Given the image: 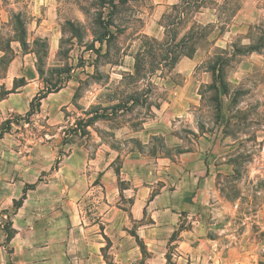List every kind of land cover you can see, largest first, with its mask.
Masks as SVG:
<instances>
[{"label": "rangeland", "instance_id": "obj_1", "mask_svg": "<svg viewBox=\"0 0 264 264\" xmlns=\"http://www.w3.org/2000/svg\"><path fill=\"white\" fill-rule=\"evenodd\" d=\"M110 2L0 0V127L13 121L0 136V264H42L49 255L85 264L75 254L98 235L91 225L105 170L118 173L136 147L149 162L169 155L176 141L165 102L190 79L196 103L183 111L179 134L205 120L213 129L224 110L208 147L214 186L181 237L190 247L168 240L154 259L134 234L117 232V248L107 242L94 264H264V0ZM191 56L194 69L176 67ZM64 79L26 115L35 96ZM118 103L128 109L113 114ZM154 129L166 138L149 135ZM217 137L226 140L217 146Z\"/></svg>", "mask_w": 264, "mask_h": 264}, {"label": "crops", "instance_id": "obj_2", "mask_svg": "<svg viewBox=\"0 0 264 264\" xmlns=\"http://www.w3.org/2000/svg\"><path fill=\"white\" fill-rule=\"evenodd\" d=\"M185 60L188 62L180 60L176 67L182 65L194 69L197 66L196 56L185 57ZM197 89V82L190 79L183 85L175 86L169 101L165 102L170 110L169 119L174 124L172 130L174 132H171L169 136L176 141L169 155L152 157L153 159L149 162L144 159V153L136 147L126 155L118 173H115L113 166L109 164L100 186L103 191V201L96 213L99 221L91 225L98 226V235L95 233L88 236V243L83 247L85 254L82 257L80 253L75 254L77 260L84 261L85 264H94L96 254L101 252L107 242L109 249L117 248L112 245V237L117 232L131 237V234H134L133 236L143 243V247L153 253L151 257L154 259L160 256L162 250L164 255L168 240L169 245H176V250L184 246L190 247V242L181 240V237L191 233L192 226L196 223L193 218L197 214L196 200L205 203L208 200L209 188L214 186V177L211 176V171L209 172L211 163L207 155L211 142L217 136L224 114L223 109L216 112L215 117L218 123L214 124L213 129L206 120L201 122L204 127L201 126V129H198L192 124L191 118H186V121L191 122L192 125L187 128L186 133L179 134L176 130L177 124L182 122L180 119L183 111L195 105L193 96ZM186 116L191 115L187 113ZM158 129L151 130L149 135L152 137L161 135L166 138L167 134ZM225 140V137L219 139L217 137L216 145L220 146ZM164 143L166 145L167 139ZM214 161L213 166L217 169L218 166L214 164ZM199 216L203 218L202 215ZM182 219L188 220L186 224L190 227L186 228L184 225L183 230L179 232ZM84 226L89 227L86 224ZM130 230L133 233H130ZM176 231L179 232L180 239L171 241L170 238ZM97 236L104 243L98 242ZM15 237H20L24 244L27 241V236L18 231ZM51 248L53 247L45 245L41 249L48 251ZM138 248L141 247L136 243V247L131 251H136ZM118 251H122L121 248ZM120 258L123 257L120 256ZM43 259L45 260H42V264H58L53 256L49 255ZM116 262L121 264L123 261Z\"/></svg>", "mask_w": 264, "mask_h": 264}, {"label": "trees", "instance_id": "obj_3", "mask_svg": "<svg viewBox=\"0 0 264 264\" xmlns=\"http://www.w3.org/2000/svg\"><path fill=\"white\" fill-rule=\"evenodd\" d=\"M115 1H118L119 3H125L128 0H111L109 5H111V7H113ZM20 43H21V45L25 46V41H21ZM55 73L68 75L69 71L61 70V69L58 68V69H55ZM64 82H65V79H64V81L58 82L57 85L53 86L52 88L46 87V91L47 92L45 91L44 93L35 96L33 101L30 103V110L26 113V115L27 116L32 115L34 113L35 108L39 106L40 101L45 97V94L46 93L58 92L62 88V85H63ZM221 88H223V87L221 86ZM127 103L130 104V105H133L135 103V101L133 99H131ZM127 103L126 104L125 103H118V104L114 105L111 108L112 113L116 114L118 112L126 111L128 109V106H127L128 104ZM216 111L219 112V108H217ZM12 123H13V121L10 120V119H8V120L3 122V124L0 127V136H2L4 133L8 132L11 129V124ZM14 203L16 204V202H14ZM21 205H22V201H20V203H18L16 205V207L19 208V207H21ZM182 230H183V226L181 225V226H179L178 231L180 232ZM178 231H176V232H174L172 234L170 240H173L174 236L177 234ZM7 239H11V237L10 238L7 237ZM108 264H114V263L111 262V263H108Z\"/></svg>", "mask_w": 264, "mask_h": 264}]
</instances>
